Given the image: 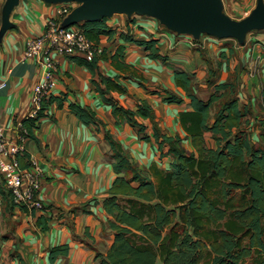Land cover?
Masks as SVG:
<instances>
[{"label": "crops", "instance_id": "1", "mask_svg": "<svg viewBox=\"0 0 264 264\" xmlns=\"http://www.w3.org/2000/svg\"><path fill=\"white\" fill-rule=\"evenodd\" d=\"M5 2L0 0V78L7 87L0 92V119L7 139L18 143V127L28 117L33 89L42 76L39 65L25 59L26 43L41 36L52 19L66 24L67 16L58 15V5L21 0L11 13V29L1 34ZM106 25L115 33L102 37L99 47L111 56L124 46V62L130 69L120 70L110 61H101L99 73L119 78L127 93L110 95L124 107L133 108L143 100L153 107L160 135L180 136L186 152L195 151L180 121L182 112L193 111L187 92L175 80V71L180 70L193 76L192 91L203 101L210 98L215 84L235 83V97L250 112L245 121L251 144L264 147L260 137V122L264 121V35L257 42L251 39L244 44L233 39L216 43L206 37L192 44L189 37L168 33L157 22L136 16L114 15ZM121 33L135 39H157L161 54L168 57L167 63L151 59L143 48L123 40ZM71 58L55 56L58 72L52 96L67 94L64 107L50 105L34 131L35 138H26L20 144L26 154L23 163L30 164L34 159L43 171L39 199L45 210L29 213L15 207L0 177V264H99L96 255H105L113 243L103 200L119 176L113 168L106 133L152 181H156L153 173L157 169L170 170L173 158L167 147L158 148L153 122H145L150 141L140 140L138 130L131 125L116 124L111 107L95 91L88 69ZM171 94L183 102H165ZM72 103L90 108L101 123L100 129L83 124L70 111ZM216 110L212 107L211 121ZM206 137L209 146L215 148L212 134L208 132ZM41 214L49 222L46 231L37 225ZM64 244L69 246L68 254L50 262V249Z\"/></svg>", "mask_w": 264, "mask_h": 264}, {"label": "trees", "instance_id": "2", "mask_svg": "<svg viewBox=\"0 0 264 264\" xmlns=\"http://www.w3.org/2000/svg\"><path fill=\"white\" fill-rule=\"evenodd\" d=\"M106 22L84 21L79 26L90 41L98 44L102 37L115 33ZM120 37L143 48L151 59L167 63L168 57L161 54L157 39H135L125 33ZM125 51L119 46L111 56L103 51L91 61L79 57L71 60L88 69L95 91L111 107L116 124H129L138 130L140 140L150 141L145 122H153L158 148L167 147L173 159L170 170L154 171L156 181H152L106 133L113 168L119 176L103 200L113 243L105 255H96L99 264H264V147L251 144L245 121L250 112L235 97L236 84H215L210 98L203 101L192 91L193 76L175 71L176 83L187 92L193 108L180 114L187 139L195 148L187 153L181 146L183 138L160 135L154 109L147 101L126 108L110 95L127 91L119 78L101 75L99 63L110 61L120 70L130 69L124 62ZM66 100L67 94L51 96L36 118H26L22 123L25 138H35L34 131L50 105L56 103L62 109ZM164 101L181 104L183 99L171 94ZM212 107L217 108L213 121ZM69 109L83 124L100 129L101 123L90 108L72 103ZM260 124L263 146L264 121ZM208 132L215 148L209 146ZM24 157L25 152L17 155L23 169L30 166L23 163ZM124 173L130 176H122ZM37 225L48 230L47 217L37 216ZM68 252L67 244L53 247L49 260L54 262Z\"/></svg>", "mask_w": 264, "mask_h": 264}, {"label": "built area", "instance_id": "3", "mask_svg": "<svg viewBox=\"0 0 264 264\" xmlns=\"http://www.w3.org/2000/svg\"><path fill=\"white\" fill-rule=\"evenodd\" d=\"M76 7L77 4L74 3L62 4L59 6L58 15L68 17ZM79 25L64 28L57 19H52L41 36L32 38L26 43L25 59L34 61L42 70L41 79L33 89L31 109L27 118H36L43 109V103L52 96L58 72L56 55L79 57L91 61L95 56L102 54L99 45L90 41ZM202 37L216 42L222 41L208 36ZM189 38L192 44L201 40ZM6 87L7 82L0 78V92ZM24 133L20 125L18 143H12L7 139L0 119V177L15 207L29 213H41L44 205L39 195L42 188L43 171L34 159H31L30 166L24 169L17 161V155L23 152L20 144L26 139Z\"/></svg>", "mask_w": 264, "mask_h": 264}, {"label": "water", "instance_id": "4", "mask_svg": "<svg viewBox=\"0 0 264 264\" xmlns=\"http://www.w3.org/2000/svg\"><path fill=\"white\" fill-rule=\"evenodd\" d=\"M21 0H6L2 9L1 34L11 29L10 16ZM47 4L74 3L77 7L67 17L64 28L84 21L98 22L114 15L146 16L158 20L179 36L200 40L208 36L216 40L234 39L244 44L252 31H264V0L241 20L224 12L222 0H42Z\"/></svg>", "mask_w": 264, "mask_h": 264}, {"label": "rangeland", "instance_id": "5", "mask_svg": "<svg viewBox=\"0 0 264 264\" xmlns=\"http://www.w3.org/2000/svg\"><path fill=\"white\" fill-rule=\"evenodd\" d=\"M222 1H223V5H224V12L234 20H241L244 17H246L247 15H249L250 12L256 7V4H257V0H222ZM64 4H68V3H64ZM61 5L62 4H58V6H61ZM135 16L138 18H141V19L143 18L146 20L155 21L159 24V26L161 25L158 20H155L153 18L146 17V16H137V15H135ZM164 29H165V31H168V33L174 34L173 32L169 31L168 29H166V28H164ZM261 35L262 36L264 35V31H258V30L252 31L247 35L246 41L253 39L251 41L257 42V39L260 38ZM188 37L193 38L192 36H188ZM193 39H195V38H193ZM214 42H216V41H214ZM254 116L255 115L253 114L252 117L254 118ZM247 264H250V262H247Z\"/></svg>", "mask_w": 264, "mask_h": 264}]
</instances>
